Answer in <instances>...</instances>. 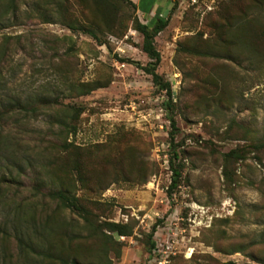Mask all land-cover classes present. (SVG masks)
<instances>
[{"label": "rangeland", "instance_id": "1", "mask_svg": "<svg viewBox=\"0 0 264 264\" xmlns=\"http://www.w3.org/2000/svg\"><path fill=\"white\" fill-rule=\"evenodd\" d=\"M131 1L136 9L0 0V264H146L150 234L165 223L196 244L169 264H264V20L253 25L258 56L230 45L231 55L197 56L187 48L212 44L215 24L251 13L252 0ZM157 9L168 24L154 39L156 70L173 88L172 112L142 69L150 59L133 27ZM72 84L96 87L78 95ZM35 94L55 103L25 107ZM74 106L83 111L62 152L55 121ZM169 115L183 162L170 191ZM232 148L244 156L225 164ZM61 188L85 211L63 206ZM120 214L131 244L103 226ZM19 235L35 248L20 249Z\"/></svg>", "mask_w": 264, "mask_h": 264}, {"label": "trees", "instance_id": "2", "mask_svg": "<svg viewBox=\"0 0 264 264\" xmlns=\"http://www.w3.org/2000/svg\"><path fill=\"white\" fill-rule=\"evenodd\" d=\"M132 5L133 9H136V5L131 0H127ZM251 6V13H242V15H226L223 18V22L215 24V34H214V42L209 45H200V44H193L189 48H187L186 51H188L192 55L197 56H210V57H221L222 55L229 53V45L230 46H237V48L241 47L247 51L249 57L260 54L261 51V45L258 44L257 41L260 37L258 34V31H256L255 27L253 26L254 23H257L260 20H264V0H252L250 1ZM260 19V20H259ZM168 24V18L161 15V12L159 9H157L154 14L151 16L149 21L146 23H142L138 20V18H134L133 20V27L134 29L139 32L142 36V45L141 49L142 51L147 55V57L150 59L149 62H147L146 65L142 66V69L151 76L153 85L156 88L157 92H164L166 98H165V104L166 109L170 110L172 112L174 108V98L172 95V86L171 83L167 80H164L163 77L157 72V66L160 63V54L158 50L155 47V36L162 31ZM89 34H91L93 37L95 36V33L92 30H85ZM263 52V51H262ZM231 55V54H230ZM122 61H124L122 59ZM137 66L139 64L137 63ZM72 89L77 92L78 95H85L88 94L90 91L95 89L96 86L91 84H72ZM51 95L46 94H35L34 96H28L25 103L23 104L25 107H31L35 105H53L55 102H53ZM20 104V103H19ZM83 111V108L81 106H74L73 110V118H69L66 116V114H62L57 117V120L55 121L57 125V132L59 134H64L62 139L59 143H55L53 148L61 149L62 152H66L70 147V142H68V135L70 133H75L76 131V123L75 119L78 117V115ZM170 124L172 126V130L170 132V138L168 140L169 144V158H168V165L169 169L172 172V178L171 182L168 186L169 191L174 189L177 184L179 183V179L181 177V171L183 168V162H182V150L179 149L181 143L180 141L175 140V133L177 132V128L175 125V120L172 115H169ZM53 145V143H51ZM244 148H232L227 153H225L224 160L225 164L229 161V159H240L244 156ZM178 161V162H177ZM223 174L226 178H228V173L226 170V165L224 166ZM53 196H56L60 203L63 206H66L70 208L73 211L76 212H84L85 209L82 205L78 204L76 199L71 197L67 190H64L63 188L56 190L53 192ZM13 226V223H12ZM103 226L108 229L110 234H123V235H129L130 234V228L127 224H123L120 222H113V221H106L103 223ZM106 235L108 238H111V236ZM151 235V234H150ZM30 236L25 237V235L17 236L18 245L21 248H28L34 249V245L32 240H30ZM117 239V238H116ZM118 241V240H116ZM120 242V241H118ZM152 241L150 239L149 241V248L152 246ZM36 242V246H37ZM24 252V250H23ZM254 261V260H252ZM263 261V260H260ZM72 264H77L75 261H71ZM258 262V261H256ZM226 264V263H221ZM229 264H234L233 262H230Z\"/></svg>", "mask_w": 264, "mask_h": 264}, {"label": "built area", "instance_id": "3", "mask_svg": "<svg viewBox=\"0 0 264 264\" xmlns=\"http://www.w3.org/2000/svg\"><path fill=\"white\" fill-rule=\"evenodd\" d=\"M165 163L169 166L168 160H165ZM119 219L126 221V214H120L115 222H118ZM183 232L184 230L171 225V223L157 224L151 232V241L153 244L148 250L146 264H169L172 258L178 254H182L184 257H190L196 250V244L191 240L186 241ZM117 240L120 242L126 241L129 244L134 241L131 236L123 234L117 235ZM247 263L262 264L256 261H247Z\"/></svg>", "mask_w": 264, "mask_h": 264}, {"label": "crops", "instance_id": "4", "mask_svg": "<svg viewBox=\"0 0 264 264\" xmlns=\"http://www.w3.org/2000/svg\"><path fill=\"white\" fill-rule=\"evenodd\" d=\"M135 1H136V0H135ZM138 1H140L142 7H145L146 4H147V2H148L149 0H138Z\"/></svg>", "mask_w": 264, "mask_h": 264}]
</instances>
